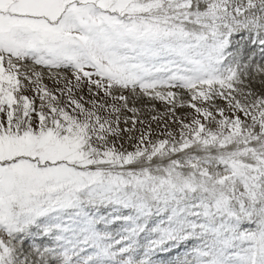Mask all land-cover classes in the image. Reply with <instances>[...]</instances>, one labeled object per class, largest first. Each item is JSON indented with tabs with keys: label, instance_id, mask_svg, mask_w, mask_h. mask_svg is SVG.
<instances>
[{
	"label": "snow or ice",
	"instance_id": "snow-or-ice-1",
	"mask_svg": "<svg viewBox=\"0 0 264 264\" xmlns=\"http://www.w3.org/2000/svg\"><path fill=\"white\" fill-rule=\"evenodd\" d=\"M0 264H264V0H0Z\"/></svg>",
	"mask_w": 264,
	"mask_h": 264
}]
</instances>
